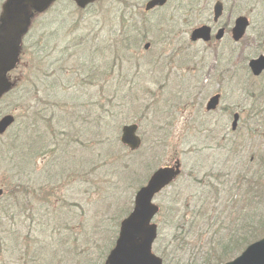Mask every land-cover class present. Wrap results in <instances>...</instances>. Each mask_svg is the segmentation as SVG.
Here are the masks:
<instances>
[{
  "label": "rangeland",
  "instance_id": "obj_1",
  "mask_svg": "<svg viewBox=\"0 0 264 264\" xmlns=\"http://www.w3.org/2000/svg\"><path fill=\"white\" fill-rule=\"evenodd\" d=\"M3 1L4 0H2V2ZM130 1L134 3L130 9H125L120 0H105L103 4H94L85 9L84 12H80L71 2V4L63 1L57 2L51 8L57 12L55 15L57 19L54 22H47L49 26L45 28L42 24L38 26L36 21L35 26H38L36 30V41L39 39L41 44L46 46L42 50V53L45 54V56L49 55V57H54L55 55L53 60L57 62V59L63 56L62 53L65 52L66 49H70H64L65 46L83 35L86 36L87 40L85 45L90 48L112 44L108 41L111 36V28L120 25L125 10L128 12L127 14L129 17H140L142 14L147 19V28L149 29L152 25L151 32L147 38V41L149 40L151 42L150 49H144L145 42H141L140 49L137 51L139 54L138 57L131 58L130 64L121 69V73L124 77H127V81H124V79L119 76L121 65L118 69L110 64V60L116 59L115 56L111 54L109 58L101 57L97 60L96 64L101 65V68L104 67L106 73L102 68L100 71L101 80L99 82L100 84H105V87L112 85L113 87L109 88V90L113 91L111 93L117 90V94L120 95L117 108L109 111V113L115 110L119 111L117 113L118 120L113 121V124L115 123V125L118 126L115 132L118 137H121L122 126L124 124L138 123L140 125L139 134L143 138V149L147 147L153 149L155 147L157 151L162 148V146H158L159 142L165 143V139H167L168 145L161 154L159 151L158 153L150 152L147 155L144 153L142 156L138 155L137 151H131L129 148L125 147L123 152H121L125 154H119L115 156V159H109L102 155L98 145H95L93 148L89 146L100 140L102 141V136L93 138L90 135L87 139H84V141L78 140L77 137L73 143L74 147L77 149V154L73 155L81 156L83 160H85L86 157L88 158L86 161L87 164L90 163L93 166L94 173H92V178L94 180L93 183H83L81 187H74L72 189L71 184H64V180L56 185L50 184L49 180L53 175L47 178V171L41 170L44 168V159L39 156L35 165L36 170L27 172L28 177L25 178V180L31 177L34 178L32 183L37 184V186L41 185V187L43 186L46 188V185H49L47 192L51 191L52 196H50V201H45L46 199H43V197L46 198V196L43 194L40 196V199L36 197L38 204L35 202L32 206L33 217L31 229H29L28 224H23L26 218L24 211L20 210L18 207L11 209L10 214L15 217V229L19 230L18 234L20 238L19 235L17 239L15 238V229H12L11 225L0 227V232L3 234L2 243L7 246V263L5 264H80L82 262L74 261V254L78 246L87 244L86 241H92L91 246L86 249L92 254L89 258L94 259L98 257L96 264H100L99 261L102 260V255L100 258V255L97 256V254L103 251L106 253L107 250L113 247L117 235L119 234V222L127 215V210L132 207L131 200L134 199V191H136L135 189L138 185L144 181L147 167L151 165V167L157 168L161 165L172 164L176 158L180 157L182 159L184 171L182 177L177 180L178 182L176 184L183 185L184 189L188 187L189 192L186 194H176L175 196V194H172L175 190L173 189V185L161 192L155 199L162 208L158 216L154 219L159 225V234L154 249L158 254H162L158 248L160 246L162 249H167L169 241L173 239L177 222L181 219V216L186 214L187 216H185L186 218H183V220L188 223L190 221L189 216H191V214L193 215L194 206L198 210L199 207L196 205L197 197L200 196L202 190L207 188V186L204 187L205 184L200 180H202L208 171H213L215 169H223L226 173L235 171L231 175L232 181L229 182V187L232 188L235 185V179L239 175L258 170V153L261 151V148L264 149V145L262 147L261 144L258 143L259 139L252 133L244 131L239 140V149L236 147V150H239V152L234 155V160L229 161L227 165L225 164L224 155L217 154L218 150L216 149L210 151L211 157L210 155L198 154L199 150L196 151L195 146L198 145L197 147H199L207 144L201 142L202 139L193 138L192 135H199L202 128L195 124L197 121L196 116H205L202 110L204 106H206L208 99L218 88L223 93L220 109H224L227 106L239 109L242 105L249 104L245 100L243 91L240 88L241 83H237V80L224 79L223 83H219L215 76V71L213 72V79L212 77H208V75L210 74L211 68L225 64L226 61H224V58L226 57L232 58V61L236 63L238 57L239 60H242L244 59L243 56L248 54L250 57H256L261 51L264 52V44L261 45V27L264 24V9H261V1L223 0L227 9L221 18V25L230 23L228 25L230 29L239 14H245L251 19V26L243 42L236 44L230 32L227 33L225 38L221 41H216L214 39L207 44L202 42L189 43L188 45L191 47L188 48V51H190L192 55L195 53L199 54L185 65H178L174 62L168 63L172 67L169 77H163V71H156L152 68L151 60L159 55L163 63L170 62L175 57L176 61L178 60L176 55L170 56V59H168L166 52L159 54L163 50L161 47L162 44L163 46H168V41L162 42L160 36H162V39H164L165 36H167L168 39L169 37L175 38L173 35H167L168 30L166 28H168L169 24L176 23L180 24V29H182V27H190L188 30L182 29L181 31L178 29L181 32H185V39L190 40V32L193 27L202 23H214L213 8L216 0H172L165 10L155 9L151 11L145 10V5L148 0ZM1 5L0 3V12ZM234 5L235 8L232 9ZM100 9H112V24L103 23L101 20L103 13L98 12ZM171 9L177 10L172 11ZM179 9L184 10L181 11ZM163 13H169V20L173 19V21L169 22L168 17H165ZM65 18H67V22H64ZM109 18L110 15L106 13L105 19L109 21ZM51 19L54 20L55 18L52 17ZM72 30H75V33H69ZM52 32L56 34V39L54 40H52V38L51 40L49 39L53 36V34L51 35ZM98 34L99 37L96 38ZM33 35L34 29L31 30L29 36L26 38L25 44L30 46L29 43ZM156 41L158 43L154 44ZM55 44H58V46H54ZM29 46H27L28 49ZM240 46H244L245 50H241L246 51L244 54L240 53ZM183 48H185L184 44H181L180 49ZM33 50L34 47H30V52ZM73 51L72 48L71 54ZM78 52L80 57L75 59V54L73 56L74 58L69 59L68 62L72 64L73 67H78L83 73L84 68H80V66L76 64L79 62L82 63L81 57L88 52V48H81ZM214 55H216V58L219 56L220 58L214 60ZM107 60L109 61L108 63ZM117 60L119 61V59ZM69 66L70 65H66V68H69ZM92 66L93 69H88L83 73L82 78L78 76L73 81L68 78L67 74L70 72H63L65 74L56 73L49 77L48 81L43 82V89H46L50 84V79H53L59 74L60 88L70 89V91L74 90V94L79 98L80 94H85L86 99L80 98V103H86L87 108L93 107L97 109L95 103L101 98L98 93V87H94L90 82L92 75L90 71L95 68L94 65ZM157 66H159V64H157ZM42 69H48V67L46 65L37 66V61L31 58L27 50L21 58L20 65L9 74V77L12 81H18V85L22 83L25 88V86H31L32 81L36 80V78L32 76L34 71L38 70L36 73L38 74V78H44ZM53 69L57 71L58 65H54ZM238 71H243L246 74V70L239 69ZM121 80L122 84L119 86ZM246 80H251L248 75H246ZM71 81L77 83L78 87H76L74 83H71ZM263 81L264 77L261 78V82ZM259 82L260 80L257 81V83ZM124 83H127L126 88L122 86ZM137 87H139L140 90L136 89ZM247 87V85L243 86L244 89ZM37 89L42 90L41 87ZM12 96L15 99L5 97V99L0 102V117L5 113L11 112L10 110H15L17 113L20 112L23 115L25 114L24 110L21 108L22 105L16 102L17 99L15 95ZM197 102L200 103V108L195 106ZM129 104L130 107L134 104L140 105V108L138 110L137 108H133V111H131ZM29 105H31V102L23 106L28 107ZM199 111H201V114ZM210 114L212 116L214 115L213 120L219 125L220 131L224 130L226 133L233 135L231 131L232 115L221 114V112ZM211 115H206V117H210ZM85 116L86 112L81 114L77 120L81 122V119ZM94 117V115H91L87 118L89 122H92ZM104 118L109 121L112 119L111 117ZM99 119L101 120L102 117ZM28 120L29 118H19L18 122L11 129L12 131L10 134H13L17 128L21 129L30 124L31 122L28 123ZM194 124L195 128L192 127ZM159 126L163 127L165 130L158 128ZM188 127L194 128V130L189 137H186L185 134ZM39 129L43 130L44 128L40 126ZM30 130L32 132L37 131L36 127L30 128ZM260 130L261 136H263L264 124H261ZM256 131L259 132V129H256ZM40 135L42 134L35 132L32 134V137H38ZM6 140L7 136L0 138V143ZM1 145L2 144H0V148ZM212 146L216 147L217 143H213ZM82 147L84 149H82ZM81 150H84V152L79 154ZM49 153L50 151L47 154ZM252 155L253 158H251ZM121 156H124V160L128 161V171L122 167L123 162H119ZM249 159L250 168L245 164L246 160ZM8 166V161L0 156V189L2 188L4 190L3 195L15 184L11 182L13 181L11 178L13 176H15L14 179L19 178V176L16 175L18 171H6ZM247 169L249 171H243ZM261 171H264L263 164H261ZM56 172L57 171H54V173ZM192 172L194 174L188 176V174ZM203 181L208 182V179L204 178ZM57 185H61V187ZM78 189L81 190L78 191ZM48 193L50 194V192ZM179 198H182L181 200L184 202H182L178 208H172L173 201ZM228 202L229 198H227L225 194L220 200V205ZM187 205H190L192 209H186ZM229 210L230 208H226L221 211V219L226 217ZM173 214H175V218L172 216ZM66 218L70 219L66 220ZM3 220H5L4 217ZM207 225L208 220L200 221V223H198L197 232L193 230L189 231L188 227H186L184 232L188 234L186 240L188 245H185L184 250L180 253V264H188L193 261H195L196 264L203 263V253L200 250L203 246H207L209 241L206 237L199 240L198 234L200 232L205 233ZM213 231L214 229L207 230L210 234ZM28 232H30V246L31 244L34 245V247H31L29 250L25 242ZM73 234H76L78 237L76 245L71 242ZM218 237L220 238V234L217 238ZM71 244L73 246L68 247ZM47 247L51 250H46L45 252ZM85 247L86 246L78 249L77 253H82ZM44 252L48 262L40 261V256H42ZM241 253L242 251L238 252L237 255ZM237 255L231 259L235 258Z\"/></svg>",
  "mask_w": 264,
  "mask_h": 264
},
{
  "label": "trees",
  "instance_id": "obj_2",
  "mask_svg": "<svg viewBox=\"0 0 264 264\" xmlns=\"http://www.w3.org/2000/svg\"><path fill=\"white\" fill-rule=\"evenodd\" d=\"M50 16V15H49ZM47 18V16H46ZM112 20L110 24H112ZM138 25L134 19L127 18L125 14L122 15V22L117 27L111 28V36L108 41L112 44H107L105 46L104 53L100 54L97 59H95L94 66L97 71L101 69V65H97L96 62L101 57L109 58L111 54L115 56L116 59H119L121 62V68L119 72V76H123L121 73V69L126 62H129V51L131 48V43L137 41L139 31H137ZM113 32V33H112ZM137 32V33H136ZM146 34H144L145 36ZM80 42L84 43V39L80 38ZM78 45V44H75ZM38 46V45H37ZM35 46V47H37ZM42 49V48H40ZM240 50H245L244 47H241ZM35 51H39L36 49ZM246 51H240L241 54H244ZM78 58V56H77ZM244 59L241 60V68L248 70L247 60H249L250 55L243 56ZM114 61V59H112ZM49 62V58L46 59L45 63ZM109 61L107 60V63ZM130 63H127V65ZM159 68V67H156ZM78 69L76 67L71 69V73H77ZM239 71L237 69H232L230 72L231 78L238 77ZM249 76H251L250 72H248ZM36 80L32 81L36 83L38 81L44 82L48 81L49 78H38V74L36 71L32 74ZM97 76V73H96ZM29 81V77H28ZM44 84V83H43ZM110 87H113L110 85ZM23 84H19L15 91L9 93L7 96L15 99L12 95H15L16 102L20 105H24V102H29L33 96L36 95L37 91H33V89H24ZM104 88V86H103ZM47 92L52 91V94L48 96L49 105L47 112L41 116L40 111L37 112L36 109L41 102H37L34 105L28 106V112H30L31 117L34 114L33 120L30 124L26 125L24 128L18 129L14 132L12 136L13 146H9L6 150L8 151L9 158L11 161L15 163L18 168L17 176L19 178L11 181L15 183L12 185V188H9V191L2 197H0V227L1 226H12V229H15V223L13 215L10 214L11 209L18 207L20 210L24 211L25 220L23 224H28L29 229L32 226V217H33V205L35 202L38 204V200L36 201V197L40 199V196L43 194L46 196L43 199L45 201H50L52 196L51 191L50 194L47 192V188L49 185L45 187H41V185L37 186V184L32 183L34 178H29L26 171L27 168L31 167L34 164V160L37 156L33 157V154L36 152H40L43 146H48V141L51 137V133L47 128H51V124L48 121L50 119H55L56 122L53 123L55 127L58 129L65 130V134L61 139L58 140L57 152L64 150L63 153L59 155L63 156L64 159L60 161L57 165H47L45 167L47 171V178L52 176L49 180L50 184H59L62 180L65 181L64 184H71V189L76 187H81L83 183H93L92 173H88L86 171L91 165L90 163H85L80 156L73 155L77 154V149L74 147V138L76 136L81 137L82 139H87L90 135H92L93 129H103V141L100 142V149L102 155L106 158H114L118 156L122 145L118 136L115 134L118 127L113 124L114 120H118L117 113L118 110L109 113L110 110L116 109L118 106L117 97L119 94L118 91H114V93H108L105 95L104 89L102 90V97H104L105 101H101L99 99L95 105L97 109L87 108L86 103H80V98L83 99L85 94H80L79 97L72 98V103H65L61 105L58 96L61 97L59 91L60 87L53 85L50 83L47 88ZM70 91V89H66ZM59 93V95H58ZM70 93H72L70 91ZM84 93V92H83ZM100 97V98H102ZM57 102H54L56 101ZM80 100V101H79ZM55 105L59 106L56 107ZM70 112L71 117L66 115ZM86 112V117L90 114L98 115L97 122H83L87 121L86 118L81 122L75 120L83 113ZM102 117L100 120L99 118ZM104 117H111L112 119L109 121ZM105 121H104V119ZM29 123V122H28ZM42 126L44 129L40 130L39 127ZM37 132L42 134L40 142L37 144V140H32V131L30 128H35ZM161 128V127H160ZM101 131H99L100 134ZM40 137V136H38ZM97 143V144H100ZM165 145L164 142H159L158 146ZM66 147V148H65ZM5 152V153H6ZM153 152L154 148L147 147L141 156L145 153ZM33 159V160H32ZM119 162H123L122 167H124L128 171V161L124 160V156H121ZM262 162V160H261ZM263 163V162H262ZM68 170V171H67ZM54 171H57L54 173ZM33 172V171H32ZM51 172V173H49ZM231 173H219L217 179L218 183L212 182L207 183L204 187L205 190L201 191L199 197H197L196 205L198 208V214L194 216V218L188 223L189 229H193L194 232H197L198 223L203 220H208L207 230L214 229L211 234L205 231V233L200 232L198 234V239L207 238L209 241L207 246H203L201 248V252L203 253V263L201 264H223L228 261L238 252H241L245 247L251 242L259 239L264 235V219L261 217V213H264V171H250L243 175H239L235 179L234 187L230 188L229 182L232 181ZM210 177L212 175H209ZM15 177V176H13ZM75 184V185H74ZM40 187V188H38ZM175 194V193H173ZM176 194H183V191H180ZM175 194V196H176ZM226 194V197L229 198L228 203L220 205L221 198ZM66 206V205H64ZM230 208L229 213L226 217L221 219V211L223 209ZM130 209L127 210L130 211ZM261 211V213H260ZM3 217L5 220H3ZM184 216L181 218L182 221ZM231 218V219H230ZM221 220V221H220ZM238 222V223H236ZM180 225H184L180 223ZM18 229H15V238L18 237ZM178 231V229H177ZM220 234V238L217 236ZM2 232H0V263H7V246L2 243ZM20 238V235H19ZM188 238V237H187ZM78 237L76 234H73L71 238V242L76 245V240ZM28 250L34 245L30 246V232L27 233L25 239ZM188 244L186 241V235L175 234L173 239L169 241L167 249H162L160 246L158 250L162 253V257L165 260V264H180L181 258L180 253L182 252L184 246ZM69 246H73L72 244ZM49 248V247H47ZM46 250V249H45ZM27 255V254H26ZM188 264H196L195 261Z\"/></svg>",
  "mask_w": 264,
  "mask_h": 264
},
{
  "label": "water",
  "instance_id": "obj_3",
  "mask_svg": "<svg viewBox=\"0 0 264 264\" xmlns=\"http://www.w3.org/2000/svg\"><path fill=\"white\" fill-rule=\"evenodd\" d=\"M54 0H7L3 6L0 22V97L8 92L13 83L8 79V72L19 62L22 36L31 23V8L44 11ZM84 7L94 0H76ZM166 0H154L149 4H163ZM220 12L216 11V18ZM249 22L246 17L237 20L234 28V38L243 37ZM220 30L218 38L223 34ZM211 28L203 26L193 33V38L202 37L209 40ZM149 47V44L146 45ZM250 66L256 75L264 69V55L250 61ZM220 94L215 95L208 104V109L216 108ZM236 120L238 116L236 115ZM12 115H6L0 120V133H4L14 122ZM137 124L126 125L123 128L121 140L132 149L141 145V138L136 134ZM180 173L179 163L173 167H162L150 178L136 195V206L128 218L123 220L116 246L110 252L106 264H163V259L153 252V243L157 237V226L151 223L159 207L152 202L155 194L170 183ZM2 191L0 190V194ZM226 264H264V238L248 246L241 255Z\"/></svg>",
  "mask_w": 264,
  "mask_h": 264
},
{
  "label": "flooded vegetation",
  "instance_id": "obj_4",
  "mask_svg": "<svg viewBox=\"0 0 264 264\" xmlns=\"http://www.w3.org/2000/svg\"><path fill=\"white\" fill-rule=\"evenodd\" d=\"M170 1V0H169ZM201 1V0H200ZM218 1H221V0H216V2H215V4L218 2ZM223 1V0H222ZM224 2V1H223ZM215 4H214V9H215ZM162 7H168L167 5H165V6H162ZM161 6H158L157 8H162ZM235 8V5L233 6V8L232 9H234ZM222 9H224V13H223V15L225 14V10L227 9L226 8V5H225V3L223 4V7H222ZM261 9H264V0H261ZM213 14H214V11H213ZM263 18H264V12H263ZM215 24L214 25H211L212 26V33H213V36H214V33H215V29H216V26H218L221 22H220V20L218 21V22H214ZM230 23H225L224 25H222V27H224V29L226 30V31H229V29H228V25H229ZM221 25H219L218 27H220ZM264 44V24H263V26L261 27V45H263ZM261 54H264V52L263 51H261ZM264 73V72H263ZM263 73L261 74V77H262V75H263Z\"/></svg>",
  "mask_w": 264,
  "mask_h": 264
}]
</instances>
